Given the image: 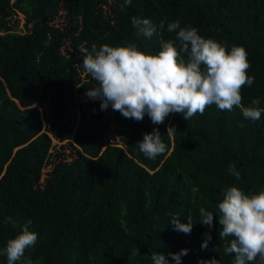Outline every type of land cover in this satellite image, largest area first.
I'll list each match as a JSON object with an SVG mask.
<instances>
[{
    "label": "trees",
    "instance_id": "1",
    "mask_svg": "<svg viewBox=\"0 0 264 264\" xmlns=\"http://www.w3.org/2000/svg\"><path fill=\"white\" fill-rule=\"evenodd\" d=\"M134 16L158 30L163 21L164 39L175 38L166 29L179 21L229 49L242 46L254 78L241 90L242 106L258 98L264 108V0H0V248L30 220L38 240L25 255L33 264H153V252L181 249L188 252L180 264H233L215 213L229 186L264 189V112L253 121L240 107L212 105L188 121L173 113L155 125L147 114L135 121L111 105L101 110L85 95L95 81L79 47L158 52L159 38L138 37ZM82 96L85 107L74 108ZM44 102L46 113L37 105ZM154 129L167 148L153 160L137 141ZM232 163L240 180L228 172ZM200 207L214 213L211 228L199 223ZM169 214L191 217L190 234L175 231ZM206 232L212 239L204 249Z\"/></svg>",
    "mask_w": 264,
    "mask_h": 264
},
{
    "label": "clouds",
    "instance_id": "2",
    "mask_svg": "<svg viewBox=\"0 0 264 264\" xmlns=\"http://www.w3.org/2000/svg\"><path fill=\"white\" fill-rule=\"evenodd\" d=\"M132 0H124L130 5ZM131 23L138 37L159 38V50L156 53L141 50L135 44L111 46L107 43L91 51L81 45L82 68L95 81L87 88L85 95L90 100H99L101 110L109 105L113 111L124 118L143 120L145 114L155 125L162 124L173 113L182 114L190 120L197 113L203 114L209 106L215 105L220 111H231L240 107L243 117L259 120L264 108L260 100L253 98L248 106H242V88L254 83L247 72L251 67L247 52L242 46L225 44L206 38L195 27H182L179 21L168 23L167 32L175 33L174 39L160 37L164 22L157 25L149 18L134 16ZM178 42V43H177ZM77 87H80L77 85ZM243 126V125H241ZM176 128L169 126L167 133L172 135ZM139 151L148 159H155L166 152L167 145L162 141L158 129L145 133L137 141ZM230 175L240 180L241 174L234 163L228 167ZM218 238L224 242L226 254H234L233 264H251L257 261L264 264V189L251 194L238 186H229L222 191L218 203ZM199 223L211 228L214 213L200 207ZM173 229L190 234L194 222L191 217L182 222L179 215L169 214ZM13 223L11 217L8 221ZM23 225L14 237L8 238L6 245L0 248V256H5L7 264H33L26 250L34 248L38 234ZM202 248L208 247L211 233L204 234ZM187 249L179 252H153V264H180L187 255ZM170 257L171 260L168 258ZM199 264H218L213 258L201 260Z\"/></svg>",
    "mask_w": 264,
    "mask_h": 264
},
{
    "label": "rangeland",
    "instance_id": "3",
    "mask_svg": "<svg viewBox=\"0 0 264 264\" xmlns=\"http://www.w3.org/2000/svg\"><path fill=\"white\" fill-rule=\"evenodd\" d=\"M12 23H14L17 26V28L20 29L24 25V20H23V18L20 15H14L13 18H12ZM78 102H81L82 103V107H85V104H86L87 100L85 99L84 96H82V100L77 98L76 99V103L74 104V108H77ZM37 105L38 106L41 105L40 108H41V112L43 110V113H46V110L43 109V108L47 107V106H50L47 102H44L42 104L38 103ZM78 110L79 109H75V112L78 113V115H79V111ZM49 134L53 136V133L49 132Z\"/></svg>",
    "mask_w": 264,
    "mask_h": 264
}]
</instances>
